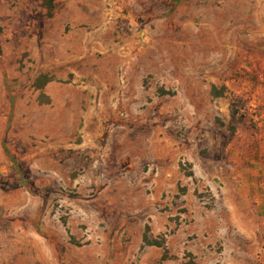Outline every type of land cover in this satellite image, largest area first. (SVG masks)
Listing matches in <instances>:
<instances>
[{"label":"rangeland","instance_id":"1","mask_svg":"<svg viewBox=\"0 0 264 264\" xmlns=\"http://www.w3.org/2000/svg\"><path fill=\"white\" fill-rule=\"evenodd\" d=\"M0 264H264V0H0Z\"/></svg>","mask_w":264,"mask_h":264}]
</instances>
